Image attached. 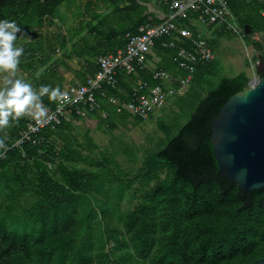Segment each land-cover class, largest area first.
I'll return each mask as SVG.
<instances>
[{
  "label": "trees",
  "instance_id": "obj_1",
  "mask_svg": "<svg viewBox=\"0 0 264 264\" xmlns=\"http://www.w3.org/2000/svg\"><path fill=\"white\" fill-rule=\"evenodd\" d=\"M64 1L0 0V19L13 20L21 28L16 41L17 47L24 48L18 66L21 72L35 70L39 56L45 55L42 42L30 43L29 34ZM227 2L241 25L243 39L253 44L264 61L263 42L251 38L254 32L264 34L263 4L257 0ZM178 23L193 29L188 20ZM244 23L252 26L250 33L244 32ZM222 27V33L235 34ZM165 39H155L146 59L170 70L175 68L171 55L176 48L163 46ZM124 44L125 39L119 45ZM210 45L214 49L213 41ZM178 46L191 49L187 39ZM87 63L97 70L93 60ZM216 74L214 60L196 64L194 78L207 84L206 92L173 136L145 151L134 176L124 170L114 173L107 166L109 158H103L95 169L76 164L86 155L75 148L79 142L65 128L69 117L80 118L71 109L55 129L42 130L45 140L41 144L12 145L26 126L27 116L0 130V138L7 137V151L0 149V264H249L264 259V186L244 194L236 182L221 176L210 140L211 120L230 95L246 86L250 76L240 71L215 81ZM54 75V71L51 75L44 72L43 85L52 87L48 81ZM116 77L120 88L130 90L131 80L152 81L147 71L137 76L118 71ZM104 87L110 93L118 92ZM99 99L101 108L110 109ZM42 101L54 106L47 96ZM123 114L129 116L127 111ZM58 135L65 142L56 150ZM93 146L89 142L88 147ZM120 174L123 178L117 177ZM135 178L146 188L139 203L122 212L118 204L124 193L122 181L128 185ZM112 182L118 184L111 188ZM110 241L113 244L108 247Z\"/></svg>",
  "mask_w": 264,
  "mask_h": 264
},
{
  "label": "built area",
  "instance_id": "obj_2",
  "mask_svg": "<svg viewBox=\"0 0 264 264\" xmlns=\"http://www.w3.org/2000/svg\"><path fill=\"white\" fill-rule=\"evenodd\" d=\"M170 10V14L157 23H146L138 28L137 32L125 33V44L115 52L101 53L96 57L97 70L87 75L82 82L69 86L67 99L63 103L54 101V106L46 109L44 119L27 116L26 126L19 130V135L12 145L22 148L26 142L41 144L45 137L42 130L45 127L55 129L66 115L67 109L82 118H86L101 108V99L112 106L116 112H128L129 116L148 118L151 113L165 105L167 100L185 92L196 70V64L201 61H210L214 52L208 45L197 24H215L226 26L243 38L242 29L236 25L228 6L227 0H161ZM263 4L261 15L264 17V0H257ZM188 20L193 29L187 24L178 23ZM259 33L254 32L252 39H259ZM165 36L162 41L165 47L176 48L171 55L175 63L172 72L162 67H155L146 59L147 53L154 46L155 39ZM183 39L189 40L191 49L178 46ZM254 63H250L254 69ZM147 71L152 81L142 79L126 91L120 88L116 73L123 71L126 74H138ZM117 90L110 93L104 87ZM99 96V97H98ZM106 117V114L103 115ZM3 154V153H2Z\"/></svg>",
  "mask_w": 264,
  "mask_h": 264
},
{
  "label": "crops",
  "instance_id": "obj_3",
  "mask_svg": "<svg viewBox=\"0 0 264 264\" xmlns=\"http://www.w3.org/2000/svg\"><path fill=\"white\" fill-rule=\"evenodd\" d=\"M58 7L59 12L64 15V20L57 18L58 15L56 16L54 12L49 20L29 34L28 41L30 43L42 42L41 48L45 55L39 56V63L35 70H31L30 73H22L33 80L32 86L40 88L39 83L43 84L44 72L51 75V71H54L55 75L48 82L53 84V88L59 86L62 92H66L69 86L82 82L83 78L95 72V65H89L88 61L93 60L96 63V57L99 54L115 52L118 48H122L123 45L119 44H123L126 32H137L141 25L157 23L170 14L167 5L156 0H135V3L133 0H66L58 5L56 10ZM143 15L146 16L142 18ZM197 27L200 28L211 49L210 41L214 42L213 52L216 51L217 44L223 37L236 36V33L234 35L222 33L221 28L223 27L215 24L198 23ZM170 71L174 72L175 68ZM245 72L249 75L247 71ZM20 73L21 70L18 67L17 77L21 76ZM136 82V80H131L129 86L132 87ZM121 86L126 91L130 90ZM206 88L207 84L193 76L189 88L181 94L170 97L165 105L185 99L195 91V95L200 98L206 92ZM42 102L45 109L51 108L44 101ZM109 108H100L89 116L92 119L96 118V124L99 126L101 124L113 126L116 122H125L129 119L137 122L135 117L123 114L126 112L118 113L110 105ZM104 114L106 117L103 116ZM81 119L83 118L73 116L67 119L69 123L65 128L72 137H74L72 131L75 121ZM62 136L56 137V144H58V139H63Z\"/></svg>",
  "mask_w": 264,
  "mask_h": 264
},
{
  "label": "rangeland",
  "instance_id": "obj_4",
  "mask_svg": "<svg viewBox=\"0 0 264 264\" xmlns=\"http://www.w3.org/2000/svg\"><path fill=\"white\" fill-rule=\"evenodd\" d=\"M55 15H58L57 18L64 20V15L59 12V7L55 11ZM236 25L241 26L238 23ZM258 33V40H261L264 44V34L261 31H258ZM235 35L225 36L217 44L212 59L217 72L213 78L215 81L220 76H231L240 71H247L250 77L254 74L250 63L254 61V56L259 51L254 49L251 42L247 43L237 33ZM19 75L21 76H18V78H22L29 83L33 82L26 74L21 72ZM41 85L43 84L39 83V86ZM34 89L38 88L35 87ZM195 93L196 91L185 99L173 103L169 102L153 111L148 118L136 123L129 119L125 122H116L113 126L108 124L99 126L96 124L97 119H92L91 116L75 121L72 132L79 143H74V146L82 155H86L79 158L76 164L80 167L95 169L99 168V163L103 161V158H109L110 161L107 166L111 167L114 173H122L124 170L127 172V176H134L140 167L145 151L160 143H165L193 112L199 98ZM63 142V139H58L56 150L63 145ZM89 142L95 144L91 149L88 147ZM113 161L122 170L115 167ZM117 177L123 178L121 174ZM122 182H124L122 184L124 193L118 204L119 209L125 212L133 209L139 203L146 186L141 184L137 178L128 182V185H126V181ZM117 184L118 182H112L110 186L113 188ZM112 244L113 242L110 241L108 247Z\"/></svg>",
  "mask_w": 264,
  "mask_h": 264
},
{
  "label": "water",
  "instance_id": "obj_5",
  "mask_svg": "<svg viewBox=\"0 0 264 264\" xmlns=\"http://www.w3.org/2000/svg\"><path fill=\"white\" fill-rule=\"evenodd\" d=\"M246 33L252 31L243 24ZM253 76L228 97L210 122L217 172L236 182L244 194L264 186V61L256 55ZM264 209V196L261 199ZM249 264H264V259Z\"/></svg>",
  "mask_w": 264,
  "mask_h": 264
},
{
  "label": "clouds",
  "instance_id": "obj_6",
  "mask_svg": "<svg viewBox=\"0 0 264 264\" xmlns=\"http://www.w3.org/2000/svg\"><path fill=\"white\" fill-rule=\"evenodd\" d=\"M17 33L20 26L13 20L0 19V130L10 127L11 121L33 116L44 119L47 115L42 97L63 103L67 94L59 86L41 85L35 90L31 83L17 77L23 47H17ZM0 138V149L7 151L5 140Z\"/></svg>",
  "mask_w": 264,
  "mask_h": 264
},
{
  "label": "bare ground",
  "instance_id": "obj_7",
  "mask_svg": "<svg viewBox=\"0 0 264 264\" xmlns=\"http://www.w3.org/2000/svg\"><path fill=\"white\" fill-rule=\"evenodd\" d=\"M166 17V16H165ZM140 73V72H139ZM39 87V86H38ZM39 89V88H38Z\"/></svg>",
  "mask_w": 264,
  "mask_h": 264
}]
</instances>
